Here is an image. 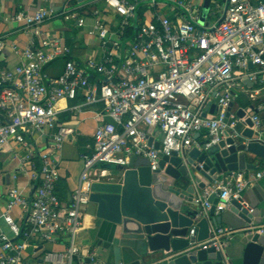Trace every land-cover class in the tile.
Instances as JSON below:
<instances>
[{
	"label": "built area",
	"instance_id": "1",
	"mask_svg": "<svg viewBox=\"0 0 264 264\" xmlns=\"http://www.w3.org/2000/svg\"><path fill=\"white\" fill-rule=\"evenodd\" d=\"M99 1L102 6L86 0L60 13L53 7L17 12L8 21L30 35L24 48L0 36V60L6 51L20 59L13 67L0 66V150L12 153L18 170L36 183L32 198L17 186L6 191L3 218L13 238L0 235V264H23L31 241L38 242L33 247L65 245L63 252L46 251L42 258L46 264H101L97 249L77 242L91 183L98 180V165L124 166L130 157L142 156L155 171L163 155L197 145L194 135L202 130L211 137L209 145L216 144L223 132L244 123L245 117L230 109L234 93L246 88L244 80L253 85L252 98L264 90L262 0H210L204 25L199 24L203 7L199 0ZM166 5L169 11L162 13ZM57 16L78 28L88 27L99 39V59L88 57L77 63L69 58L68 46L47 36L35 47V38L44 36V23ZM59 59H63L61 74L47 73L46 67ZM250 64L255 71H249ZM79 98L83 101L76 103ZM213 104L216 109L209 113ZM262 108V104L240 108L250 115L259 134L262 124L257 113ZM64 114L69 119L64 121ZM85 114L98 118L93 150L81 154L80 184L69 202H63L56 192L58 157L64 143L75 140L74 125ZM154 129L163 135L158 149L154 140L149 144ZM263 178L264 158L255 171H237L215 181L195 201L206 212L212 205L208 197L214 193L216 215L228 210L233 200L249 207L246 190ZM16 209L26 216L27 229L15 222ZM194 228L188 237H195ZM249 230L264 234V226ZM240 232L216 227L207 240L190 245L224 252Z\"/></svg>",
	"mask_w": 264,
	"mask_h": 264
},
{
	"label": "water",
	"instance_id": "2",
	"mask_svg": "<svg viewBox=\"0 0 264 264\" xmlns=\"http://www.w3.org/2000/svg\"><path fill=\"white\" fill-rule=\"evenodd\" d=\"M209 8L210 0H205L200 25L205 24ZM215 109L213 104L210 113ZM237 116L244 118L245 112L239 109ZM243 125L223 132L216 144L209 145L211 137H207L195 146L163 155L155 171L150 170L149 160L142 156L130 157L124 166L99 164L107 174L91 183L89 203L99 220L101 236L96 246L95 239L88 240L87 249L105 250L99 254L101 264H235L215 248L204 250L190 245L192 241L207 240L216 227L230 226L241 231L238 238L244 246L242 264H259L264 234L249 230L264 226V207L260 205L264 192L259 181L246 190L249 207L233 200L225 213L216 215L218 199L212 193L208 197L212 205L202 216L195 201L197 193L221 175L253 170L254 166L247 164V156L264 158V141L253 129L251 118H245ZM148 139L151 144L153 137ZM162 141L163 135L155 142V148ZM193 227L195 237L190 238Z\"/></svg>",
	"mask_w": 264,
	"mask_h": 264
},
{
	"label": "crops",
	"instance_id": "3",
	"mask_svg": "<svg viewBox=\"0 0 264 264\" xmlns=\"http://www.w3.org/2000/svg\"><path fill=\"white\" fill-rule=\"evenodd\" d=\"M91 1V0H90ZM96 1L97 6H102L99 0ZM204 4L205 0H199ZM264 2V0H262ZM78 2H73L72 0H48L44 3L42 0H0V36H4L9 40H14L20 48H24L30 38V35H26L20 31V27L16 24L8 21V18L13 16L19 11H29L36 12L43 7H53L58 11V13L63 10H68L73 7H78ZM90 23V21H89ZM44 31V36L40 38H35V47L40 46L44 37L57 38L61 40V43L70 48V56L72 60L77 63H83V61L88 57H93L99 59L101 56V49L99 39L90 34L88 27L78 28L75 22H67L62 16H57L53 20L47 21L42 26ZM20 59L15 54L10 51H6L0 60V66L13 67L19 63ZM63 69V59L57 60L55 63L46 67V72L52 76H58L61 74ZM255 67L249 66V71H255ZM245 89L236 91L234 93L235 100L236 96L246 97L252 102L251 106L253 108L256 105L262 104V109L258 110V115L261 118V138L264 141V90L257 98H252L251 91L253 85L248 79L244 80ZM66 102H63L61 106H64ZM233 110H238L241 108L235 101L233 102ZM246 107V108H247ZM210 113V111H209ZM64 121L69 119L67 114H64ZM250 116L245 113V118ZM98 124V118L95 115L85 114L80 117V122L75 124V140H68L64 143L63 148L58 157V171H59V181L57 184L56 192L59 199L63 202H69L72 193L79 186L81 180V174L83 171V163L81 159L82 153H91L93 150V134L95 128ZM244 126V125H243ZM246 127V126H245ZM207 132L202 130L201 132L194 135L196 142L203 141L206 138ZM153 140L156 142L161 134L157 129L153 130ZM42 143L43 139H39ZM43 146V144H41ZM41 146V147H42ZM263 159V158H262ZM261 158L254 156H247V164H252L254 166L253 170L245 171H255L257 169V164ZM107 174V171L99 168L98 178H101ZM16 177V178H15ZM229 178L228 175H221L218 179L226 180ZM215 182L206 190L199 191L196 197L203 194L205 191L211 190ZM259 185L262 187L264 192V178L259 181ZM17 186L23 193L24 196L32 198L35 191L36 183L29 178V176L18 170L17 161L15 160L12 153L7 150H0V235L5 234L10 238H13V234L3 218V213L6 208L7 196L6 191L9 187ZM264 207V201L260 203ZM93 206L88 204L83 211V227L78 235L77 242L80 245L88 244V240L95 239L93 245L96 246L100 234V223L99 220L92 214ZM225 213V212H224ZM200 215L205 216V212L200 211ZM13 217L15 222L22 228L27 229L28 224L26 221V216L22 214L19 209L13 211ZM264 221V217L262 218ZM32 245L26 250L25 259L23 264H46L42 261L44 253L47 251L63 252L65 250V245H47L41 244L39 246L37 241H31ZM204 242V241H203ZM34 244V245H33ZM99 254H103L105 250L99 247ZM243 251L244 246L241 244L238 236L230 243V245L224 250L225 256L235 261V264L243 263ZM85 255V254H84ZM259 264H264V252L262 254Z\"/></svg>",
	"mask_w": 264,
	"mask_h": 264
},
{
	"label": "trees",
	"instance_id": "4",
	"mask_svg": "<svg viewBox=\"0 0 264 264\" xmlns=\"http://www.w3.org/2000/svg\"><path fill=\"white\" fill-rule=\"evenodd\" d=\"M73 2H75L76 0H72ZM132 32H134V30H132ZM132 35H131V31H129V34H128V38H130ZM83 101V98H79L76 103H79V102H82ZM235 102L241 107V108H246L247 106H251L252 105V102L249 101L248 98L246 97H240L239 95L236 96V100ZM254 107V105L252 106ZM62 119L64 120V117L62 116Z\"/></svg>",
	"mask_w": 264,
	"mask_h": 264
},
{
	"label": "rangeland",
	"instance_id": "5",
	"mask_svg": "<svg viewBox=\"0 0 264 264\" xmlns=\"http://www.w3.org/2000/svg\"><path fill=\"white\" fill-rule=\"evenodd\" d=\"M169 8H170V6H169V5H166V6L163 7L164 10L161 11V12H162V13H168Z\"/></svg>",
	"mask_w": 264,
	"mask_h": 264
}]
</instances>
